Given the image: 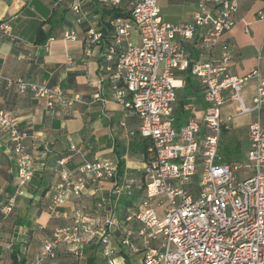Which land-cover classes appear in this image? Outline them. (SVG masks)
Instances as JSON below:
<instances>
[{"label":"built area","instance_id":"built-area-1","mask_svg":"<svg viewBox=\"0 0 264 264\" xmlns=\"http://www.w3.org/2000/svg\"><path fill=\"white\" fill-rule=\"evenodd\" d=\"M59 1H69L75 23L84 25L85 56L100 49L113 97L139 119L138 129H127L126 135L149 141L148 158L140 176L126 168L117 175L118 163L111 159L84 161L76 177L64 167L47 209L67 222L54 227L30 264H49L62 249L77 252L91 244L100 246L106 264H126L123 251L142 255V264H264V52L247 74L232 71L233 51L224 36L236 24L237 0H199L192 19L178 24L164 20L158 0H98L102 7H122L129 13L116 17L103 16L92 0ZM256 18L264 20V8ZM1 28L10 31L7 24ZM245 31H250L249 24ZM77 36L75 28L63 33L65 40ZM194 40L202 53L219 47L218 56L191 59L186 44ZM189 70L203 87L205 107L201 117H190L176 128L177 90ZM7 82L43 99L51 111L58 103L82 101L81 95L67 94L59 85L25 78ZM249 82L254 83L250 103L244 95ZM229 102L235 103L233 112L224 110ZM245 115L253 116L246 151L227 162L220 153L222 138L233 129L234 118ZM120 125L127 128L125 120ZM0 127L13 145L16 162L14 192L0 200V213L9 216L17 198L27 194L37 156L26 144L29 134L2 108ZM66 161L58 162L64 166ZM105 183L110 187L104 188ZM89 191L97 195L92 213L83 207L70 213L59 209L70 194ZM123 196L137 199L125 224L118 214ZM117 231L121 245L114 242Z\"/></svg>","mask_w":264,"mask_h":264},{"label":"crops","instance_id":"crops-1","mask_svg":"<svg viewBox=\"0 0 264 264\" xmlns=\"http://www.w3.org/2000/svg\"><path fill=\"white\" fill-rule=\"evenodd\" d=\"M199 0H158L164 20L184 23L192 19ZM239 11L233 29L224 36L233 51L232 71L239 75L250 72L257 64V56L264 52V20L256 18L264 0H237ZM126 1L123 2L124 6ZM92 5L101 10L98 0ZM122 9V7H121ZM101 24L103 20L99 21ZM10 27L9 33L1 28ZM249 24L250 31H245ZM75 28V40L63 39L66 30ZM42 29L50 37L38 43V31ZM84 25L75 23L70 2L59 0H0V108L10 111L18 121L19 128L29 137L26 144L36 156L35 175L28 185L27 194L16 200L14 211L9 216L0 213V262L11 263L16 254L24 264H30L45 239L52 235L55 226L67 222L65 218L52 217L47 209L50 195L60 180L61 171L67 168L73 177L80 175V167L86 160L111 159L124 161V169L135 175L142 174L146 161L143 153L129 146L134 137H128L126 130L138 129L139 119L129 114L113 97V91L103 70V58L96 48L92 57L84 54ZM132 38L136 39L135 33ZM187 53L193 60L216 58L219 47L201 52L197 40L186 44ZM183 85L177 90V102L187 92L185 73ZM194 77V76H193ZM7 78H25L49 85H59L67 94L78 93L82 101L73 106L58 103L49 110L43 99L32 92L21 93L16 85H8ZM200 101L194 95L189 97L192 115L201 117L205 102L203 87ZM99 93L100 98L95 94ZM254 83L249 82L244 95L251 102ZM234 102L225 105V112H233ZM174 110V113H175ZM189 117V118H190ZM252 115L235 117L233 129L244 127L248 135V124ZM236 119H242L239 123ZM125 120L127 128L120 125ZM176 127V126H175ZM229 133V132H228ZM224 138V137H223ZM248 145V144H247ZM74 147L75 150L72 148ZM67 158L64 166L59 160ZM16 185V162L13 145L6 132L0 127V200L14 192ZM104 188L110 184L105 183ZM142 188H137V196ZM135 197H121L118 214L122 224L136 208ZM97 195L91 191L75 196L70 194L59 209L70 213L75 207H83L92 213ZM162 215V212H159ZM134 228L136 221L130 222ZM121 233L117 231L114 242L120 243ZM126 264H142V255L123 251ZM129 258V263L126 258ZM49 264H106L99 245L91 244L73 252L59 251Z\"/></svg>","mask_w":264,"mask_h":264},{"label":"trees","instance_id":"trees-1","mask_svg":"<svg viewBox=\"0 0 264 264\" xmlns=\"http://www.w3.org/2000/svg\"><path fill=\"white\" fill-rule=\"evenodd\" d=\"M102 15L106 16H129L128 12L123 11L121 8H112L108 9L106 7L101 6ZM50 37L49 34L44 33L42 29L38 31V37L37 42L38 43H44L48 38ZM185 87H187V92L185 91V94L179 101L178 107L175 110L174 113V125L176 128H180L186 120L192 115L191 109L189 108L190 99L189 97L191 95H194L197 99V101H200L201 96V88L199 84L194 79L193 75L191 74V71H187L185 73ZM227 132L224 133L223 137H226ZM234 143V144H233ZM149 144V141L145 138H141L139 135H136L129 143L130 148L136 149L143 153L148 158L147 153V146ZM220 151L223 153L224 158L227 162L232 161L233 159L242 157V150H241V144L236 140L235 137H231L227 141V143L220 148ZM124 172V161L122 159L118 162V172L117 175H122ZM126 262L129 263V258H126ZM10 264H24V260H19L18 256L16 254L13 255V260Z\"/></svg>","mask_w":264,"mask_h":264},{"label":"rangeland","instance_id":"rangeland-1","mask_svg":"<svg viewBox=\"0 0 264 264\" xmlns=\"http://www.w3.org/2000/svg\"><path fill=\"white\" fill-rule=\"evenodd\" d=\"M240 121H242V119L241 120L240 119H236L237 123H239ZM231 137H235L236 140L241 144V150H242L241 154H242V157H243L244 153L246 151V148H247V144H248V135H247V132H246V128L239 126L238 128H235L234 131L227 133L226 137L222 138L221 148L227 143V141L229 139H231ZM220 153L223 155V153L221 151H220ZM242 157H240V158H242ZM236 159H239V158H236Z\"/></svg>","mask_w":264,"mask_h":264}]
</instances>
